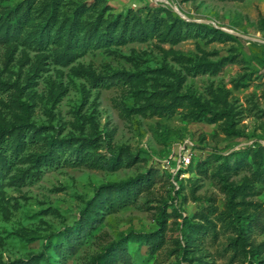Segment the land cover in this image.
Here are the masks:
<instances>
[{
  "label": "rangeland",
  "instance_id": "374dc122",
  "mask_svg": "<svg viewBox=\"0 0 264 264\" xmlns=\"http://www.w3.org/2000/svg\"><path fill=\"white\" fill-rule=\"evenodd\" d=\"M20 1L0 0V15ZM106 2L114 14L125 13L129 8L161 4L185 21L209 24L233 37L225 41L192 38L176 44L152 39L110 49H96L66 66L48 62L34 78V83L22 92L12 88L10 92L0 93L2 123L11 116L5 114L4 104L9 101L8 94L13 92L21 101L29 103L32 112L30 121L44 126L46 133L59 132L61 136L77 134L72 125L74 110L83 103L80 113H92L98 129L107 134L99 145L101 153L127 151L141 158L129 168L114 171L59 168L45 172L39 180L29 185L5 186L0 200V264L39 254L45 250L48 241H56L60 230L73 223L97 186L132 177L150 166L159 168L162 181L149 194H142L135 205L106 215L73 252L61 257L49 250V263L42 261L41 264L175 263L179 258L177 242L180 240L181 220L175 209L184 211L187 219L199 227L192 255L200 256L209 264H249L241 249L229 243L235 237L233 229L215 215L208 217L213 227L200 214L202 210L206 211L207 206L216 208L217 212L224 209L226 193L214 172L215 165L221 159L213 156L228 155L246 145H264V0ZM21 49L19 47L13 59L6 64L5 55L10 49L0 45V78L24 86L23 72L28 70L38 53ZM24 54L30 61L25 65L21 59ZM173 54L193 60L232 58V63L222 67L218 74L186 75L181 92L193 93L201 100L209 101L225 96L228 105L236 112L235 128L243 132V136L227 134L219 122L187 120L182 116V109L169 117L127 111L128 107L142 102L132 91L136 85H141L139 80L131 82L113 77L112 72H142L141 75L147 78L145 84L150 89L157 81L162 82V76L152 71L162 63L185 74ZM79 65L90 67L96 74L105 76L110 84L93 87L85 77L75 72ZM62 89L64 92L55 101L54 95ZM14 112L21 113V109L16 107ZM185 151L190 154V163L184 168L187 171L177 176V169H181L179 156ZM169 158L173 162L171 172L164 168L165 160ZM203 160L207 161V171L200 174L195 167ZM233 162L234 158L231 157L230 164ZM255 168L254 158L248 154L236 173L229 171V181L240 183L244 176H252ZM163 170L167 173L164 174ZM255 186L261 190L260 193L248 196L246 200L261 204L262 210L258 215V225L248 233V248L253 252V258H264V246L261 245L264 242V182H256ZM163 205L167 216L162 232L164 245L160 250L150 253L146 245L129 240L125 244V257L113 262L98 259L110 243L129 232L156 231L158 209ZM186 263L183 261V264Z\"/></svg>",
  "mask_w": 264,
  "mask_h": 264
},
{
  "label": "trees",
  "instance_id": "16d2710c",
  "mask_svg": "<svg viewBox=\"0 0 264 264\" xmlns=\"http://www.w3.org/2000/svg\"><path fill=\"white\" fill-rule=\"evenodd\" d=\"M232 37L231 34L209 24L185 21L161 4L129 8L125 13L114 14L106 0H21L0 15V45L10 49L5 55L6 64L13 59L19 47L38 54L28 70L23 72L25 85L19 86L17 82L0 78V93L10 92L12 88L22 92L34 83V78L44 70L48 62L66 66L81 55L96 49H110L113 46L152 39L176 44L192 38L225 41ZM173 58L184 69L185 74L162 63L152 70L162 76V82L157 81L150 89L145 84L147 78L141 75L142 72H112L113 77L131 82L139 80L141 85H136L132 91L142 102L128 107L127 111L169 117L178 109H182V116L187 120L219 122L221 129L227 134L243 136V132L235 128L236 112L228 105L225 96H218L209 101L201 100L193 93L181 92L186 75L218 74L222 67L232 63V58L224 57L217 61L193 60L180 54H173ZM21 59L23 65L30 62L26 54ZM75 72L85 77L93 87L110 84L105 76L96 74L90 67L79 65ZM63 92L62 89L54 95L55 101ZM14 94L9 93V101L4 104L5 114L11 115L10 118L0 122V200L5 186L32 184L49 170L87 168L114 171L132 167L141 161L137 155L127 151L101 153L99 145L106 139L107 134L98 129L92 113H80L83 103L74 110L72 125L78 133L61 136L59 132L46 133L44 126L32 123L29 103L21 101ZM16 107L21 109V113L14 112ZM106 142L108 143L107 140ZM248 154H252L256 163L252 176H244L240 183L229 181V171L236 173L244 156ZM213 157L221 159L215 165L214 172L222 183L226 200L222 211L217 212L216 208L207 206L206 211L202 210L200 217L214 227L208 217L215 215L235 232V237L229 242L231 246L239 247L249 264H264V258H253V252L248 248V233L258 225L261 204L246 200V197L260 193L261 190L255 183L264 182V145H246L228 155L218 154ZM231 157L234 158L233 164H230ZM195 169L200 174H205L207 161L198 162ZM185 171L187 170L177 169L176 175ZM163 173L167 172L163 170ZM160 181L162 174L159 168L150 166L132 177L97 186L92 196L78 211L73 223L57 233L54 243L48 241L45 250L39 254L6 264H41L42 261L49 263V250L61 257L70 251L73 252L75 247L102 223L106 215L135 205L142 194H149ZM175 210L181 218L180 240L177 242L179 258L172 264H183V261H186V264H209L201 260L200 256L191 254L196 247L194 241L199 227L187 219L184 211ZM166 216L163 205L158 209L156 231L129 232L110 243L98 259L113 262L125 257V244L129 240L146 245L150 253L160 250L164 245L162 232ZM215 233L213 230V234ZM261 245L264 246V242Z\"/></svg>",
  "mask_w": 264,
  "mask_h": 264
},
{
  "label": "built area",
  "instance_id": "2783aa9c",
  "mask_svg": "<svg viewBox=\"0 0 264 264\" xmlns=\"http://www.w3.org/2000/svg\"><path fill=\"white\" fill-rule=\"evenodd\" d=\"M190 159H191L190 154L187 151L181 152L179 156V162H178L179 167L181 169H184L185 167H187L190 163ZM164 168L167 169L169 172H171V170L173 169V162L170 160V158L165 160Z\"/></svg>",
  "mask_w": 264,
  "mask_h": 264
},
{
  "label": "water",
  "instance_id": "95a60500",
  "mask_svg": "<svg viewBox=\"0 0 264 264\" xmlns=\"http://www.w3.org/2000/svg\"><path fill=\"white\" fill-rule=\"evenodd\" d=\"M175 11H176L178 14L181 15V13H180L178 10L175 9ZM181 16H182V15H181ZM186 20H187V19H186ZM231 33H233V34H237L236 32H231Z\"/></svg>",
  "mask_w": 264,
  "mask_h": 264
}]
</instances>
